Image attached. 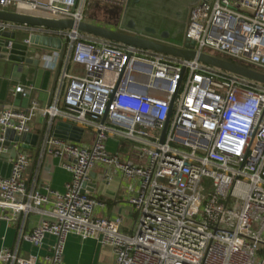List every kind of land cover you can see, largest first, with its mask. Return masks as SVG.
Here are the masks:
<instances>
[{
    "label": "built area",
    "instance_id": "built-area-1",
    "mask_svg": "<svg viewBox=\"0 0 264 264\" xmlns=\"http://www.w3.org/2000/svg\"><path fill=\"white\" fill-rule=\"evenodd\" d=\"M126 1L0 0V11L75 26L0 21V33L19 35L26 58L39 53L38 65L60 69L52 103L0 107V153L14 150L9 176L0 177V220L40 213L54 199L50 220L21 236L38 249L51 238L49 253L20 257L0 249V264H63L69 235L109 248L114 264H264V85L197 58L76 30L79 23L91 24L86 18L97 25L107 11L116 15L114 25ZM32 37L59 39L60 49H38ZM185 40L195 43L196 57L212 51L210 56L264 75V0H199L189 8ZM70 64L78 68L75 74L68 72ZM29 91L16 86L13 93L26 98ZM38 116L47 121L44 151L71 176L63 192L46 184L28 189L23 177L30 157L20 142L4 145L7 130L18 138L29 134ZM55 120L90 130L89 143L54 136ZM111 139L129 144L127 158L107 149ZM96 166L137 185L128 198L135 215L130 226L119 217H94L102 207L88 190Z\"/></svg>",
    "mask_w": 264,
    "mask_h": 264
},
{
    "label": "crops",
    "instance_id": "crops-1",
    "mask_svg": "<svg viewBox=\"0 0 264 264\" xmlns=\"http://www.w3.org/2000/svg\"><path fill=\"white\" fill-rule=\"evenodd\" d=\"M52 68H44L42 65L36 67L27 64H13L0 60V107L12 105L17 108L28 107L30 101L35 100L40 106L53 102L57 87L59 66L53 64ZM16 86L30 88L26 98L14 95ZM59 120H55L58 122ZM50 131H53L50 129ZM48 132L47 121L38 116L30 126V137L23 143L22 150L30 157V165L24 173L23 180L28 189H38L40 186L49 185L53 191L63 192L65 184L70 181V174L60 167V160L55 159L44 151L45 136ZM84 133L81 136L83 142ZM90 135L86 143H89ZM14 141L9 142L12 143ZM6 145V146H9ZM127 147L121 142L109 140L107 149L110 152H117L122 158H127ZM14 155V150H8L7 154L0 153V177H7L10 173L9 158ZM106 168L96 166L92 173L102 176ZM109 171V170H108ZM110 172H113L110 170ZM120 177V184L115 191L105 189L102 192L100 184H96L91 193L102 207L96 208L93 215L96 218L115 219L122 218L126 226H130L135 218L128 198L132 196L137 185L125 183L119 173L108 174ZM101 188V189H100ZM53 197H49V203L40 209V213L30 212L20 214L15 222L0 220V249L15 251L20 257L29 255L43 257L49 253V245L53 242L47 238L41 248H34L22 240L21 236L29 234L41 219L50 220V213L53 209ZM2 213L0 209V214ZM5 214L9 215L6 211ZM128 232V229L125 230ZM63 264H114V256L109 248L100 247L94 240L81 241L75 235H69L65 241L63 252Z\"/></svg>",
    "mask_w": 264,
    "mask_h": 264
},
{
    "label": "water",
    "instance_id": "water-1",
    "mask_svg": "<svg viewBox=\"0 0 264 264\" xmlns=\"http://www.w3.org/2000/svg\"><path fill=\"white\" fill-rule=\"evenodd\" d=\"M198 1L199 0H127L118 21L112 28L79 23L76 25V30L86 35L152 50L184 60L197 58V61L204 65L264 85L263 74L210 55L200 54L196 57V53L193 51L195 43L185 40L183 44L189 8ZM0 21L30 26H42L56 30H65L75 27L72 21L37 19L3 11H0ZM9 41H12L11 45H9ZM30 43L32 46L36 43L38 49H42V46L45 47L50 45L60 49L61 45L59 39L51 38L32 37L30 38ZM182 46L183 48H181ZM26 50L27 47L21 44L14 33H0V60L13 64L24 63L33 67L38 66L39 53L34 54L32 58H26ZM41 53L48 56L51 54V52L45 51ZM52 130L54 136L75 143L80 141V137L83 133L82 129L61 121L54 122ZM164 132L165 128L162 132L161 141ZM29 137L30 134H24L18 138L14 136L13 131L7 130L4 133V145H9L11 141L20 142L23 145ZM24 147L25 146H23V148ZM107 172L108 169H106L102 176H96L93 173L90 174L92 181L88 184V190L91 193L94 191L97 183L101 185L102 192L105 191V189L115 191L118 188L121 180L120 177L113 175L107 178ZM81 193H83V191H81Z\"/></svg>",
    "mask_w": 264,
    "mask_h": 264
},
{
    "label": "rangeland",
    "instance_id": "rangeland-1",
    "mask_svg": "<svg viewBox=\"0 0 264 264\" xmlns=\"http://www.w3.org/2000/svg\"><path fill=\"white\" fill-rule=\"evenodd\" d=\"M4 11H6V12H12L13 10H12V8H8V9H4ZM99 17H102V15L99 16ZM86 21L89 22V23H91V24H94L93 20H89V19L86 18ZM16 38L20 40L19 35H17ZM206 52H207V54H209V55H215V53L212 52V51H206ZM77 71H78V68H77L75 65H72V64L69 65V67H68V72H69L70 74H75ZM89 135H90V130H86V131L84 132V139H83V142H82V143H86L87 136H89ZM121 144L123 145V147H128V145H129V144H128L127 142H125V141H122ZM126 149H127V148H126ZM127 153H128V152H127Z\"/></svg>",
    "mask_w": 264,
    "mask_h": 264
},
{
    "label": "flooded vegetation",
    "instance_id": "flooded-vegetation-1",
    "mask_svg": "<svg viewBox=\"0 0 264 264\" xmlns=\"http://www.w3.org/2000/svg\"><path fill=\"white\" fill-rule=\"evenodd\" d=\"M101 15L102 14L98 15V17L96 18L97 25H100L101 27H104V28H112L113 27L112 23H114V20L111 19L112 17L109 15H106V17L104 15H102V17H99Z\"/></svg>",
    "mask_w": 264,
    "mask_h": 264
},
{
    "label": "trees",
    "instance_id": "trees-1",
    "mask_svg": "<svg viewBox=\"0 0 264 264\" xmlns=\"http://www.w3.org/2000/svg\"><path fill=\"white\" fill-rule=\"evenodd\" d=\"M107 13V14H106ZM106 13H103V15L106 17V15H109L111 17L116 16L114 13H110L109 11H107Z\"/></svg>",
    "mask_w": 264,
    "mask_h": 264
}]
</instances>
